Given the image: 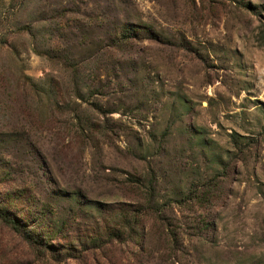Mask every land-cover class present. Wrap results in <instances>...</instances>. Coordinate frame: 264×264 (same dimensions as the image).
Instances as JSON below:
<instances>
[{
    "label": "rangeland",
    "instance_id": "1",
    "mask_svg": "<svg viewBox=\"0 0 264 264\" xmlns=\"http://www.w3.org/2000/svg\"><path fill=\"white\" fill-rule=\"evenodd\" d=\"M16 190L70 253L0 220V264H264V0H0V197ZM126 203L140 222L108 227Z\"/></svg>",
    "mask_w": 264,
    "mask_h": 264
},
{
    "label": "trees",
    "instance_id": "2",
    "mask_svg": "<svg viewBox=\"0 0 264 264\" xmlns=\"http://www.w3.org/2000/svg\"><path fill=\"white\" fill-rule=\"evenodd\" d=\"M127 32H131V34H134L133 31ZM215 179L216 176L209 178L202 186V188L198 190V193H194L190 197L194 198V200H198L199 202H203L205 200L211 201V198L214 195H217V192L219 191ZM11 193V195H8L6 197H0V220L4 224L8 225L9 228L17 233L22 239L31 244L35 248V250L41 253L42 251H47L54 260H59L60 257L65 258V255L69 254L70 251H68V248H66V250H63L64 253H62L61 250L64 247H56V245L58 244L54 243L56 242L55 240L58 236L56 230H48L47 233H40L38 231H35L37 230L35 229V227H38L36 218L30 217L31 214L30 212H28L30 204L28 203V199L25 193L20 190L13 191ZM145 200V205L147 206V208L150 207L152 211H155V208L153 209V206H151V191L148 192V197ZM18 202H21L22 205L25 206L26 210H23V212H18L16 210V204ZM125 205L127 206L125 208L126 212H123L121 217L117 219L116 222H113L114 224H110V226L108 227H125L126 232H129L132 227H135V225L140 222L143 214L139 211V208L137 209V206L129 205L128 203H126ZM41 212H43V215L47 213L45 210H41ZM160 215L161 214L156 213L159 222H164ZM165 224H167V222H165ZM119 232L120 231L114 230L108 231L107 238L119 236ZM51 240L54 242L52 243Z\"/></svg>",
    "mask_w": 264,
    "mask_h": 264
}]
</instances>
